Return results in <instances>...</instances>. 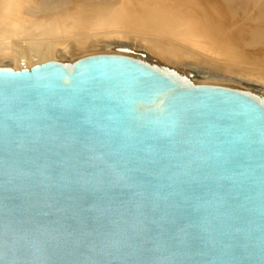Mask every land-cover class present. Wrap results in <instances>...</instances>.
Returning a JSON list of instances; mask_svg holds the SVG:
<instances>
[{"label":"water","instance_id":"1","mask_svg":"<svg viewBox=\"0 0 264 264\" xmlns=\"http://www.w3.org/2000/svg\"><path fill=\"white\" fill-rule=\"evenodd\" d=\"M0 264H264V96L146 53L0 66Z\"/></svg>","mask_w":264,"mask_h":264},{"label":"bare ground","instance_id":"2","mask_svg":"<svg viewBox=\"0 0 264 264\" xmlns=\"http://www.w3.org/2000/svg\"><path fill=\"white\" fill-rule=\"evenodd\" d=\"M102 50L146 53L193 83L261 97L264 0H0V66Z\"/></svg>","mask_w":264,"mask_h":264},{"label":"rangeland","instance_id":"3","mask_svg":"<svg viewBox=\"0 0 264 264\" xmlns=\"http://www.w3.org/2000/svg\"><path fill=\"white\" fill-rule=\"evenodd\" d=\"M102 51H108V50H102ZM81 57V56H80ZM33 59H36V58H33ZM75 59H77V58H75ZM52 60H56V59H52ZM64 60H66V59H64ZM12 65V66H11ZM2 66H4V67H12L13 68V64H11V63H7V64H3ZM193 80V79H192ZM197 81V83H199V84H209V82H205L204 81V79L202 78V79H198V80H196ZM196 81H194V83H196ZM213 85H215V84H213ZM222 86V85H221ZM227 87H234V88H236V89H240V90H244V91H250V92H253L252 91V89H250V88H247V87H243V86H227ZM256 95H257V93H255ZM258 96H260L259 94H258Z\"/></svg>","mask_w":264,"mask_h":264}]
</instances>
